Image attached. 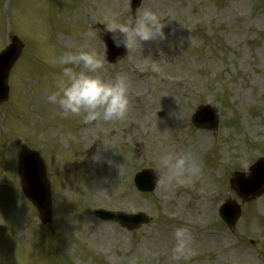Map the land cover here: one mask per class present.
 <instances>
[{"label":"rangeland","instance_id":"374dc122","mask_svg":"<svg viewBox=\"0 0 264 264\" xmlns=\"http://www.w3.org/2000/svg\"><path fill=\"white\" fill-rule=\"evenodd\" d=\"M130 0H0V51L15 35L23 49L0 104V264H177L173 231L188 228L198 254L187 264H264V193L240 204L232 230L218 215L236 199L228 181L264 157V0H141L164 17L166 39L144 42L108 64L105 78L127 74L131 107L122 121L84 124L63 118L46 100L63 52L95 47L97 21L128 15ZM208 104L216 131L190 117ZM40 155L51 185L52 224L42 225L18 186L17 153ZM164 152L192 154V183L144 194L133 184L143 168L158 174ZM238 203H240L238 201ZM101 208L143 213L135 232L100 221ZM185 264V262H179Z\"/></svg>","mask_w":264,"mask_h":264},{"label":"clouds","instance_id":"9594fccd","mask_svg":"<svg viewBox=\"0 0 264 264\" xmlns=\"http://www.w3.org/2000/svg\"><path fill=\"white\" fill-rule=\"evenodd\" d=\"M103 27H92L86 34L99 37L104 51L95 47L68 50L56 58L60 69L54 87L46 91V100L55 105L63 118L79 117L84 124L97 121L114 122L126 119L130 111L131 81L127 74L118 73L114 78H105L109 61L107 45L102 34H107L115 47L133 50L158 70V62L144 56V42L166 39L164 17L149 7L139 10L137 15L129 7L124 19L116 16L97 21ZM158 186L167 191L173 184L185 185L193 181L198 171L194 157L187 152H164L157 157ZM172 259L179 264L191 260L198 254L191 231L176 227L173 231Z\"/></svg>","mask_w":264,"mask_h":264},{"label":"water","instance_id":"95a60500","mask_svg":"<svg viewBox=\"0 0 264 264\" xmlns=\"http://www.w3.org/2000/svg\"><path fill=\"white\" fill-rule=\"evenodd\" d=\"M140 0L131 1V10L134 11ZM102 39L107 45V59L109 63L119 61L127 52L123 47L117 48L107 34H102ZM10 45L0 53V103L7 100L8 73L19 57L22 44L16 37H11ZM215 111L206 106L196 113L193 124L198 128H214L216 126ZM249 176L236 173L230 180L231 189L242 201H250L264 191V160H258L250 169ZM18 175L22 192L36 208L40 221L43 224L51 223L50 185L46 178L43 164L39 156L30 150L23 149L18 153ZM157 175L151 170H145L135 176L134 183L141 192H151L155 188ZM101 219L111 220L122 226L127 231H135L148 222L143 214L127 215L123 213H108L102 210L94 212ZM240 210L235 202L227 201L220 208V216L228 227L235 225Z\"/></svg>","mask_w":264,"mask_h":264}]
</instances>
